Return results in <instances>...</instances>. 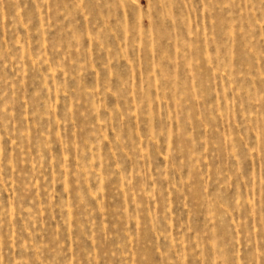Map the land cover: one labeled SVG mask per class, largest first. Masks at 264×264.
Wrapping results in <instances>:
<instances>
[{
  "label": "rangeland",
  "instance_id": "rangeland-1",
  "mask_svg": "<svg viewBox=\"0 0 264 264\" xmlns=\"http://www.w3.org/2000/svg\"><path fill=\"white\" fill-rule=\"evenodd\" d=\"M0 264H264V0H0Z\"/></svg>",
  "mask_w": 264,
  "mask_h": 264
}]
</instances>
